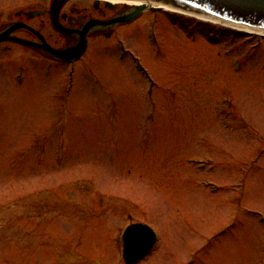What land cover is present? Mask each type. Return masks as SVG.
<instances>
[{"label":"rangeland","instance_id":"1","mask_svg":"<svg viewBox=\"0 0 264 264\" xmlns=\"http://www.w3.org/2000/svg\"><path fill=\"white\" fill-rule=\"evenodd\" d=\"M49 3L0 0V18ZM130 23L74 66L0 46V264H126L137 220L158 239L134 264H264V34L164 8Z\"/></svg>","mask_w":264,"mask_h":264},{"label":"water","instance_id":"2","mask_svg":"<svg viewBox=\"0 0 264 264\" xmlns=\"http://www.w3.org/2000/svg\"><path fill=\"white\" fill-rule=\"evenodd\" d=\"M63 0H54L51 17L55 28L62 32H66L65 26L59 24L56 20V12L60 2ZM167 3L196 12L202 15L227 19L238 23H243L255 27L264 28V0H152ZM144 5L137 6L136 10L128 16L119 17L111 21H126L134 18ZM97 20L86 22L84 28L78 33L80 38L74 46L66 48H53L46 42L38 43L20 37H7V33H0V40L11 38L15 41L33 46L42 50L60 60L73 61L81 56L86 48L85 34ZM17 24H14L10 30L15 29ZM156 240V233L148 224L136 222L129 224L123 232V257L127 263H132L144 256L152 247Z\"/></svg>","mask_w":264,"mask_h":264},{"label":"flooded vegetation","instance_id":"3","mask_svg":"<svg viewBox=\"0 0 264 264\" xmlns=\"http://www.w3.org/2000/svg\"><path fill=\"white\" fill-rule=\"evenodd\" d=\"M50 3L49 4H43V7H41V10H46L45 13L40 14V15H48L49 17V13H48V9L49 6L51 4V0H48ZM68 0H66L60 7V10L58 11L57 15H58V19L59 21L66 25L68 28L70 29H76V28H80L83 23L90 18H100V19H106L111 17L110 16H106L105 13V9L100 8L98 2H94L93 7L96 9V11H99L100 15L99 16H93L91 14V12L89 11L88 13H80L78 11L74 12L73 9H71L68 13L63 11L62 8H64L66 2ZM116 13V12H115ZM114 13V14H115ZM8 13H4L3 16L0 18V32H3L7 29H9L11 27V25L15 22L18 21L20 22V28L15 30L14 32H11L10 34H16L18 31H24V33H26L27 35L24 36L25 38L31 39V40H35V41H41V38L39 37L38 34L34 33L32 30H30L29 28L23 26V23H26L30 26H32L35 29H38L41 33L42 31L40 30V26H36V24H32L29 22L30 19L34 18L35 16H32V9H28V10H18L15 12V17L13 18L12 15L8 14ZM113 14V15H114ZM9 34V35H10ZM43 34V33H42ZM23 37V36H22ZM43 38L50 43L51 45H53L54 47H65V46H71L73 44L76 43L77 39H78V35L76 33H69L67 35H63L59 32H57V34L53 37V40H51L49 36L43 34ZM60 40V41H59ZM12 43H14L13 41L10 40H2L0 41V46H10Z\"/></svg>","mask_w":264,"mask_h":264},{"label":"bare ground","instance_id":"4","mask_svg":"<svg viewBox=\"0 0 264 264\" xmlns=\"http://www.w3.org/2000/svg\"><path fill=\"white\" fill-rule=\"evenodd\" d=\"M104 1H108V2H124V3H127V4H130V5H138V4H144V6L146 7H162L164 9H175L176 7L173 6V5H170V4H162L160 2H157V1H152V0H104ZM182 11V10H181ZM183 11L185 13H191L193 15H196L198 17H201V18H208V19H216L214 17H210V16H207V15H202V14H199V13H196V12H190V11H186L183 9ZM226 23H230L234 26H237L239 28H242L244 30H247V31H254V32H259V33H263L264 34V28H260V27H255V26H251V25H247V24H243V23H238V22H233V21H224Z\"/></svg>","mask_w":264,"mask_h":264}]
</instances>
